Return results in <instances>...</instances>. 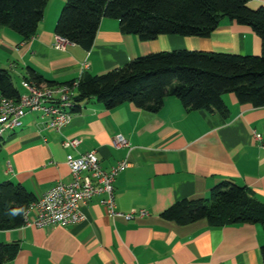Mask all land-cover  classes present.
Wrapping results in <instances>:
<instances>
[{
    "label": "crops",
    "instance_id": "obj_1",
    "mask_svg": "<svg viewBox=\"0 0 264 264\" xmlns=\"http://www.w3.org/2000/svg\"><path fill=\"white\" fill-rule=\"evenodd\" d=\"M64 2L48 1L36 33L26 41L0 26V70L10 74L19 96L26 93L29 70L59 86L159 52L261 53L251 29L225 18L206 39L159 36L146 42L122 34L117 21L102 19L89 50L76 44L57 49L54 27ZM248 6L264 7V0H250ZM222 100L225 116L186 111L175 98H166L157 112L129 103L106 109L88 99L79 112L70 109V122L61 132L41 128L39 114L26 113L21 125L0 139L2 183L22 186L35 202L71 180L67 155L93 151L105 171L127 164L113 181L115 211L144 210L148 215L130 221L111 216L100 204L103 195L94 196L80 206L83 220L78 223L37 228L24 221L19 228L0 231V243L19 247L4 264H262L264 230L259 225L214 228L204 220L179 225L162 217L178 201L206 199L225 180L264 203V107L241 105L233 94ZM119 135L126 147L114 144ZM73 139L79 140L76 147L63 148L64 140Z\"/></svg>",
    "mask_w": 264,
    "mask_h": 264
},
{
    "label": "trees",
    "instance_id": "obj_2",
    "mask_svg": "<svg viewBox=\"0 0 264 264\" xmlns=\"http://www.w3.org/2000/svg\"><path fill=\"white\" fill-rule=\"evenodd\" d=\"M49 0H0V26L17 33L26 41L34 36ZM250 0H65L56 20L54 33L69 44L89 50L102 19L115 20L122 34L140 41L159 36L206 39L225 18L246 26L261 43L258 56L173 50L153 53L130 61L102 75H83L65 84L75 89L71 112L95 99L106 109L133 104L148 112H157L166 98L177 99L186 111H207L225 116L222 97L233 94L241 105L264 107V7L251 9ZM27 83L46 82L29 70ZM0 93L17 100L10 74L0 70ZM34 201L22 186L0 183V231L22 226L24 213ZM23 208L12 216L10 211ZM162 217L179 225L200 220L214 228L259 225L264 230V203L232 181L215 185L206 199L176 202ZM16 243H0V264L15 258ZM264 264V245L259 249Z\"/></svg>",
    "mask_w": 264,
    "mask_h": 264
},
{
    "label": "built area",
    "instance_id": "obj_3",
    "mask_svg": "<svg viewBox=\"0 0 264 264\" xmlns=\"http://www.w3.org/2000/svg\"><path fill=\"white\" fill-rule=\"evenodd\" d=\"M55 41L57 49H63L69 44L59 36L55 37ZM76 84L77 81L73 87ZM23 86L26 93L17 100L0 93V139L5 132L18 128L21 125V118L31 112L39 114L41 128L61 132L69 124L72 116L70 109L73 87L35 86L27 82H24ZM254 137L261 140L258 134ZM78 144L79 140L76 139L64 140L62 146L67 149ZM114 144L126 147L127 141L119 135L115 137ZM65 162L71 173V180L56 184L33 202L24 215L25 224L44 228L78 223L83 220L80 206L99 195H103L100 204L111 216H121L130 221L148 215L144 210H133L126 214L115 211L113 181L117 174L126 168V162H120L109 171H105L100 167L98 157L93 151L78 157L69 154ZM7 171L11 172L10 166L7 167ZM29 212L32 213V217H29Z\"/></svg>",
    "mask_w": 264,
    "mask_h": 264
},
{
    "label": "clouds",
    "instance_id": "obj_4",
    "mask_svg": "<svg viewBox=\"0 0 264 264\" xmlns=\"http://www.w3.org/2000/svg\"><path fill=\"white\" fill-rule=\"evenodd\" d=\"M23 211H24L23 208H16V209H12L9 214L12 216H16L22 214Z\"/></svg>",
    "mask_w": 264,
    "mask_h": 264
},
{
    "label": "rangeland",
    "instance_id": "obj_5",
    "mask_svg": "<svg viewBox=\"0 0 264 264\" xmlns=\"http://www.w3.org/2000/svg\"><path fill=\"white\" fill-rule=\"evenodd\" d=\"M7 135V133H5L3 136H6ZM0 183H2V181H0Z\"/></svg>",
    "mask_w": 264,
    "mask_h": 264
}]
</instances>
